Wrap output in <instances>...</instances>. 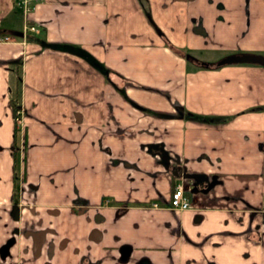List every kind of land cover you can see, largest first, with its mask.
Instances as JSON below:
<instances>
[{
  "label": "crops",
  "instance_id": "crops-1",
  "mask_svg": "<svg viewBox=\"0 0 264 264\" xmlns=\"http://www.w3.org/2000/svg\"><path fill=\"white\" fill-rule=\"evenodd\" d=\"M29 17L0 0V264H264V66L216 64L264 56V0Z\"/></svg>",
  "mask_w": 264,
  "mask_h": 264
},
{
  "label": "built area",
  "instance_id": "built-area-1",
  "mask_svg": "<svg viewBox=\"0 0 264 264\" xmlns=\"http://www.w3.org/2000/svg\"><path fill=\"white\" fill-rule=\"evenodd\" d=\"M16 7L21 11L23 22L21 25V37L25 38L28 33H35L38 31V25L30 19V13L42 0H13ZM8 38L0 36V41H7ZM14 121H19V110L14 111ZM193 196V190L187 184V180L184 183H177L173 185L169 197L168 207L174 210H184L188 208H195L196 205L191 202L190 198ZM154 205V203H152Z\"/></svg>",
  "mask_w": 264,
  "mask_h": 264
},
{
  "label": "water",
  "instance_id": "water-1",
  "mask_svg": "<svg viewBox=\"0 0 264 264\" xmlns=\"http://www.w3.org/2000/svg\"><path fill=\"white\" fill-rule=\"evenodd\" d=\"M237 62H250V63H258L264 66V56L257 54H231L223 57L222 59L216 62L217 65L225 64V63H237Z\"/></svg>",
  "mask_w": 264,
  "mask_h": 264
},
{
  "label": "trees",
  "instance_id": "trees-1",
  "mask_svg": "<svg viewBox=\"0 0 264 264\" xmlns=\"http://www.w3.org/2000/svg\"><path fill=\"white\" fill-rule=\"evenodd\" d=\"M17 83H18V78L15 75L14 76V82H13V94L9 98V103H10L11 111L13 114H14V111L18 108V106L15 103V94H16L15 91H16Z\"/></svg>",
  "mask_w": 264,
  "mask_h": 264
},
{
  "label": "rangeland",
  "instance_id": "rangeland-1",
  "mask_svg": "<svg viewBox=\"0 0 264 264\" xmlns=\"http://www.w3.org/2000/svg\"><path fill=\"white\" fill-rule=\"evenodd\" d=\"M245 9V8H244ZM251 41V40H250ZM256 41V35L252 36V41L250 42L251 45L254 44V42Z\"/></svg>",
  "mask_w": 264,
  "mask_h": 264
}]
</instances>
